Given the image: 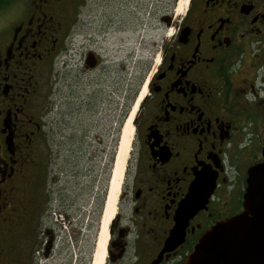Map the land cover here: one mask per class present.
<instances>
[{"label": "flooded vegetation", "instance_id": "af4514ba", "mask_svg": "<svg viewBox=\"0 0 264 264\" xmlns=\"http://www.w3.org/2000/svg\"><path fill=\"white\" fill-rule=\"evenodd\" d=\"M90 1L0 0V264L36 258L49 203L44 83L54 87L61 68L71 86L127 74L130 52L117 58L118 40L105 42L115 14L84 19ZM179 3V17H162L171 35L131 66L130 102L144 92L120 189L128 214L119 208L112 222L109 264H182L204 231L244 210L248 170L264 174V0ZM200 176L214 185L197 189L207 201L169 248L179 204Z\"/></svg>", "mask_w": 264, "mask_h": 264}, {"label": "rangeland", "instance_id": "374dc122", "mask_svg": "<svg viewBox=\"0 0 264 264\" xmlns=\"http://www.w3.org/2000/svg\"><path fill=\"white\" fill-rule=\"evenodd\" d=\"M181 8L177 0H91L83 9L84 19H89V12L96 13V17L103 11L115 14L113 19L119 26L106 33L105 42L118 40L117 58L130 52L129 68L119 82L105 79L98 87H87L81 81L72 86L67 84L65 68L60 69V79L54 87L44 83L45 137L41 153L46 157L47 167L42 189H47L49 203L36 223L34 264H91L108 181L117 161L123 160L122 190L131 161L134 133L127 138L124 121L132 104L144 92L141 90L130 102L131 66L146 52L148 57L162 38L171 35L164 29L162 17H179ZM87 24L81 27L93 26ZM37 178L40 181V174ZM120 192L112 222L119 208L127 218L128 209L119 205ZM8 248L15 253L10 245ZM103 264H109L107 251Z\"/></svg>", "mask_w": 264, "mask_h": 264}, {"label": "water", "instance_id": "95a60500", "mask_svg": "<svg viewBox=\"0 0 264 264\" xmlns=\"http://www.w3.org/2000/svg\"><path fill=\"white\" fill-rule=\"evenodd\" d=\"M257 170H248L244 210L204 231L182 264H264V174H257ZM213 185V179H195L186 200L179 204L168 237L169 248L183 237L188 218L207 201L208 193H197V189H211Z\"/></svg>", "mask_w": 264, "mask_h": 264}, {"label": "bare ground", "instance_id": "6f19581e", "mask_svg": "<svg viewBox=\"0 0 264 264\" xmlns=\"http://www.w3.org/2000/svg\"><path fill=\"white\" fill-rule=\"evenodd\" d=\"M142 97L143 94H140L138 99L132 104L124 121V131L126 133L127 138L128 136L131 135L133 131L132 119L135 114L138 102L141 100ZM123 169H124V161L118 160L111 174L110 181H108L109 184H108L106 199L104 203V208L102 211L101 223H100V228L96 242V249L91 264H103L104 262L106 256V245L109 238L108 223H110L109 221L112 220V218L116 213V205H117L116 199L119 190L121 189L120 184L122 182L121 179H123L122 178Z\"/></svg>", "mask_w": 264, "mask_h": 264}, {"label": "snow or ice", "instance_id": "6c2138e0", "mask_svg": "<svg viewBox=\"0 0 264 264\" xmlns=\"http://www.w3.org/2000/svg\"><path fill=\"white\" fill-rule=\"evenodd\" d=\"M185 2H186V0H185ZM180 10L182 11L183 9L181 8Z\"/></svg>", "mask_w": 264, "mask_h": 264}]
</instances>
